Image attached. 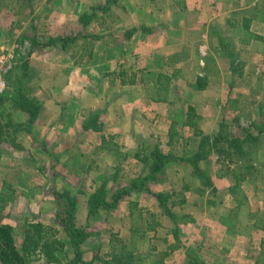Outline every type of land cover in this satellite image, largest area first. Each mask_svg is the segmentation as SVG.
<instances>
[{
	"label": "crops",
	"instance_id": "0c3cea01",
	"mask_svg": "<svg viewBox=\"0 0 264 264\" xmlns=\"http://www.w3.org/2000/svg\"><path fill=\"white\" fill-rule=\"evenodd\" d=\"M122 1L125 0H120L119 5L132 11L131 16H134L132 18L135 21L124 31L137 29L128 41L127 48L124 47L122 51L130 54L132 51L139 53L143 49L148 50V54L141 52L146 54L144 60L147 62L143 72L147 75L157 69L159 73L156 78L141 80L140 84L129 82L125 74L121 72V62L124 61L122 58L125 54H117L115 55L117 58H111L116 50L114 47L109 50L107 47L100 48L97 45L94 55L97 59L92 65H99V70L92 69L93 66L87 68L79 62L80 65H75V68L70 65V70L64 72L67 77V85L63 90L68 93L67 98L64 99L66 102L63 106L64 109L57 111L51 104L58 114L56 113L55 116L49 118L48 122L42 124L41 131L49 134L48 138L51 137V141L55 145L60 143L57 134H65L63 142L67 145L63 148V155L70 151L67 159L49 160L51 165H60L61 169L56 168L58 171L54 173L52 166L48 176L56 174L61 177L63 182L68 179L83 184V187L77 190L78 195L83 197L81 207L78 206L75 215V224L79 228H86L90 223L96 222L92 219L93 217L99 218V220L105 219L108 210L102 209L97 215L89 216V198L99 186L106 183L105 190L107 192L111 184L115 183L117 186L114 191L117 192L122 188H128L131 182L145 178L148 174V171L142 173L140 170L134 172L128 169L131 165L137 167L135 160L130 161L121 172H119L121 168H113L114 156H117L119 151L134 153L142 139L157 141L159 143L157 145L166 155L169 154L167 149H173L178 145L182 152L173 150L172 153L179 157L181 153L189 152L190 143L196 142L199 137L196 131L198 126L204 131V125L207 124L208 129L215 136L219 133L221 123H224L232 134L238 129L245 131V128H248L249 132L258 137L261 142L258 157L264 165V0H191L192 8L186 11L183 7H179L181 3L178 4L177 1L162 0L161 5L164 7L158 4L154 10L149 8L147 14L143 13L145 8L142 5L138 4L137 7L130 3L131 0L124 3ZM187 1L190 2V0ZM205 5L207 6L206 13L201 10V7ZM167 6L170 10L168 13H166ZM157 19L160 21V26L158 30L156 28L153 30L159 33L162 46L169 50L168 57L164 58L168 62L164 64L157 62L160 57L158 52L153 49H157L159 39L151 40L153 30L148 28V25H152ZM221 23L225 30L223 37L229 40V43L224 40L225 45H234L240 52L241 61L238 66L235 65L234 62H231L229 52L219 48L224 53V57L216 66L217 72L222 77V80H217L220 78L212 79L210 70L206 72L207 65L203 56L206 54L205 49L211 50L212 46L209 28L221 26ZM199 26L204 27V31H199ZM172 28L174 30H171ZM145 29L147 33H144ZM187 30H189V37L183 35ZM172 32L173 36H171ZM180 33H182V39ZM120 36L123 35L120 34ZM151 41L153 43H150ZM117 59L120 60L115 63L114 61ZM194 60L196 62L192 63ZM235 68H238L237 72L232 71ZM163 78L167 80L166 83L162 81ZM201 78L205 88L197 89L195 86ZM174 87L177 88L174 89ZM188 88L184 97H181V102L185 104H175L174 115H172V107L167 112L163 106L166 103L173 105V101H175L171 99L173 96L168 97L167 93L171 96ZM172 89H174L173 92ZM220 99L223 104L219 107L223 110V114L213 111L210 106L214 101L217 102ZM53 101L58 102L54 98ZM205 102L208 103L209 112L207 121L204 120L201 106V103ZM82 107H87L89 110L86 108L82 110ZM215 107L213 108L215 109ZM97 112L100 113L96 115L97 124L83 123L84 119L90 118L92 113ZM43 113L42 110L41 116ZM13 115L16 117L18 125L28 122V115L20 110H13ZM56 115L58 116L56 117ZM32 128V132L35 133L36 130L34 127ZM180 128L192 136L191 140H187L184 144L182 140H179ZM21 132L22 130L17 133L18 137ZM71 133H73L71 136L67 135ZM239 137L241 136L239 135ZM73 149L76 151L73 152ZM183 159H173L175 162L167 165L169 166L167 171L169 175L177 178L179 171H189ZM76 173H78V177ZM215 174L214 184L218 191L225 187L223 188L224 192L219 191L215 195L206 192L204 195L207 196L206 203L190 200V195L196 192H191L192 184L182 178L180 181L181 190L173 194L183 196L181 199L183 203L191 205L187 213H190L192 217L193 215L199 217V214L202 213L207 214V216L205 215L207 218L202 221V224L207 227L208 246L212 248L210 250H213L211 257L216 263L258 264L260 258L256 253H253L252 256L250 252L252 249L261 250V252L264 249V167L257 171L253 177L247 175L246 180L240 184L244 190L235 193L230 191V187L236 185L232 172L229 175H223L222 178L217 177L218 173ZM4 181L3 178H0V192H2ZM154 183L155 187L150 188L151 193L147 192L146 195H143L145 191L136 190L126 195L123 201L118 204L114 212L115 220L109 225L110 227L107 225L104 227L111 229L110 234H114V238L112 237L113 239L111 238L105 243L108 244L105 255H110L117 250L118 241L122 240L128 245L136 244L138 248L148 250L150 259H152L150 261H154L150 264H155L157 260H161L162 264H186L188 245L175 241L171 232L173 225L167 215L163 214L152 195V192L168 193L167 188L164 183L159 181H154ZM226 183L228 184L226 185ZM16 185L18 188L25 189V186L19 182ZM30 185L32 186L28 190L25 189L26 192H37V185L33 183ZM52 187L54 188V186ZM62 190L70 191L68 186L63 187ZM53 191L55 190L53 189ZM25 197L28 196L25 195ZM107 200L109 203L111 202L109 198ZM174 200L175 202L170 206L172 211L176 212L174 209L179 206L177 204L179 201ZM23 201L29 202L26 199ZM131 204H134L140 216L142 212L145 214L147 212L155 221L145 220L142 215L147 225L135 228L131 223L135 217V215H131ZM80 212L84 214L81 223L77 220ZM29 214H31L30 211L19 214L20 219L24 223L27 222V219L30 218ZM55 220L56 218L53 223H59L58 220ZM0 223L13 226L7 221ZM190 226L192 227L191 223ZM86 229L90 231L88 227ZM139 229L142 230L141 233L139 231L136 233L135 230ZM95 233L96 236L92 235L87 241H92L97 244L95 247L100 248L101 244L97 240L98 233ZM139 235H143L141 242L137 241ZM192 243L196 250L202 248L201 244L195 241ZM172 247H174L173 250ZM185 249H187L186 252ZM86 252L85 254L88 255ZM164 254L167 255L164 256Z\"/></svg>",
	"mask_w": 264,
	"mask_h": 264
},
{
	"label": "rangeland",
	"instance_id": "374dc122",
	"mask_svg": "<svg viewBox=\"0 0 264 264\" xmlns=\"http://www.w3.org/2000/svg\"><path fill=\"white\" fill-rule=\"evenodd\" d=\"M127 1L128 0L122 2L124 3ZM173 1H177L178 4L181 3L179 7H183L185 11L192 8L191 0L190 2L187 0ZM119 2L120 0L118 1V4L113 5L109 4V0H0V120L3 118L1 114H8L7 117L10 118L9 121L4 119L1 123L3 126V136L0 138V178H3L5 181L2 186V192H0V222L7 221L13 225L12 227L14 230L16 243L18 248L22 250L21 252L24 253L28 259H30L28 264H51L49 262L51 257L54 256H57V259L59 258L62 262H66L74 255V249L71 247L72 241L66 239L64 236L63 224L56 222L53 223V221L55 218L56 220L60 221L62 218L61 215L68 212V210L71 208L75 212V215L77 214L78 206L81 207L83 200V197L78 195L79 192H77V190H79L78 188H82L83 184L76 183L77 181L75 180L69 181L68 179H65L63 182L60 179L61 177L56 174L54 176H48L49 169L53 166L49 163V160L55 158L67 159L69 158L70 151L63 155V148L67 145L63 142L65 134H63L64 136L61 135L62 133L57 134L60 143L55 145V143L53 144V141H51V137L50 139L48 138L49 134H45L44 131H41L42 124L48 122L49 118L55 116L57 111L64 109L63 106L66 104L64 99L67 98L68 93L67 91L63 90L67 85V77L64 75V72L70 70V65L75 68V65H78L79 63L87 68L88 66H93L92 63L97 59L94 55L95 48L98 45L100 48L107 47L109 50L114 47L116 50H114V56L111 58H117L115 57L117 54H125L123 55L124 58H122L124 61L122 60L121 62V72L125 74V77L131 83H139L141 80L146 79L153 80L159 73L157 69L153 72H149L147 75H145V72H143V68L147 62L144 60V56H146V54H142L141 52L148 54V50L143 49L142 51H139V53L132 51L130 54H126V51H122L124 47L127 48L128 41L135 33L134 32L132 36L129 37L128 34L125 35L126 32L124 29L127 30L129 26H132L135 23V21L132 18L134 16H131L132 11H129L126 7L119 5ZM130 3H132V5H137V7L138 4L142 5V7L145 8V10L143 8V13L147 14V10L149 8L154 10V7L156 8L158 4L159 6L162 4V0H131ZM161 7H164V5H161ZM93 9L96 10V14L92 18L91 24L85 26L83 23H81L80 18L84 14L91 15ZM134 9L137 11L136 8ZM201 10L206 13L207 6L205 5L204 7H201ZM169 11V6H167L166 13ZM148 26L150 30H153V28L158 30L160 21L157 19L152 25ZM199 27V31H204V27ZM205 29L207 30V28ZM209 29L211 30L209 33L211 35L212 46L211 50H208V48L205 49L206 54L203 56L207 65L206 72H209L210 70L209 73H212V79L220 78L217 80H222L221 74L217 72L216 68V66L221 62L222 57H224V53L221 50L228 51L231 62H234V64L237 66L241 61V55L234 45H225V42L229 43V40L223 37L225 31L223 24L213 28L210 27ZM156 30L152 31V38L151 36L150 38L151 40H153V38L159 39L157 49L155 48L153 50L158 52V56L160 57L157 62L164 64L168 62L164 58L168 57L167 54L169 53V50L167 47L162 46L161 38L159 37V33H156ZM171 30H174V28ZM145 31H147L146 29L144 30V33H147ZM188 31L189 30L185 31L184 33L182 32L183 35L189 37L190 35L188 34ZM182 33H180L181 39L183 38ZM120 34H122L124 38L123 36H120ZM173 35L174 34L172 32L171 36ZM67 39H70V42L66 48H63V44ZM54 40H56V43L53 42ZM150 43H153V41ZM133 49L134 47L132 50ZM118 60L120 59H117L114 62L116 63ZM195 62L196 60H194V62L192 61V63ZM99 68V65H94L92 67V69L98 70ZM237 69L238 68H235L232 71L237 72ZM241 69H239V71H241ZM162 81L166 83L167 80L163 78ZM175 88L177 87H174V89ZM174 89H172V92ZM188 90L189 88L183 90L179 94H172L171 96H169V93H167L168 97L173 96L171 99L175 101H173V105L166 103V105L163 106L165 110L168 112V110H170L172 107V115H174L176 111L174 105L185 104L181 102V97H184L186 91ZM21 93L25 94L27 97L34 98L41 104L39 117L35 123L32 125L27 121L19 123L22 128L16 127L17 119L13 115V110L15 109H13L14 107L12 103V100L16 99ZM53 98L58 101L57 103H59V105L53 101ZM213 103L216 105V107ZM213 103L210 105L212 110L217 111L218 114L219 112L223 114V110L219 107V105L223 104L221 99L217 102L214 101ZM51 104H53L57 111H55V108L53 109V107H51ZM207 104L208 103L206 102L201 103L202 113L204 120L206 121L207 117H209ZM84 105L86 106V103ZM213 107H215V109ZM72 108L74 107L72 106ZM85 108L86 110H89V108ZM85 108L82 110H85ZM42 110L44 113L41 116ZM92 114L93 115L90 118L84 119L83 123L87 122V124H91V120L94 123V119L97 121L96 115H99L100 113L97 112ZM57 116L58 115H56V117ZM95 123L97 124V122ZM32 127H34L36 130L35 133L32 132ZM197 128L199 132L202 133V135L197 138L195 143L193 142L194 144L190 143L189 141L191 145V147L188 149L189 152H184L183 154L181 153L178 157L177 154L174 155V153H172L173 150L179 151V153L182 152V149L178 145H176L173 149H167L169 151V154L167 155H170L172 158L171 162H175L173 159L193 156L195 152L200 149L203 136L209 137L210 139L216 137L208 129L207 124L204 125V131L201 130L199 126ZM17 129L18 131L22 130L19 137L15 132ZM180 129L181 130L179 132L181 135L179 140H182L183 144L187 142V140H191L192 136L189 135V133H185L186 131L183 128ZM248 133L252 134L249 132L248 128H245V131L243 129H238L233 134L238 137L240 135L244 138ZM72 134L73 133L67 135L71 136ZM147 143L151 146L159 144L155 140H148ZM260 147L261 142L259 141V143L256 144L254 148L256 154L254 156H249L246 159V162H248L250 165L252 164L254 168H256L253 170V173L248 174L251 175V177L255 176L257 171H260L264 167L263 163L259 161L258 157L259 151L261 149ZM72 151L75 152L76 150L73 149ZM129 154L130 153H127V151H119L117 156H114L115 163L113 168H121L119 170V172H121V170H123L130 161L135 160L137 167L131 165L128 167V169L134 172H139L140 170L142 173L148 171L147 166L141 163V161L138 159H134L132 157L133 154L131 156ZM218 157V154H212L209 157L207 161L210 163V167H207L206 165L203 166L204 162L201 163L202 171H204L206 176L211 179V182L214 186L215 184L213 179L216 176L215 173H218L217 177L222 178L223 175H229L231 172L237 171L239 167L245 163H242V160L239 158H235L233 161L228 162L227 160L223 159V156L220 157V159H218ZM184 163L185 166L188 167L189 171H179L177 178L171 174H168L167 171L169 166H166V172L164 175L158 177V181L160 183H164L168 191V193L163 194L170 195L169 206L173 205V202H175L174 199L179 201L177 203L179 206H176L177 209H174L176 212L173 211L178 219H173L167 216L173 225V228L171 229L172 235L174 236V232L176 233L177 237H174V239L177 243H187V255L191 254L193 258L199 257L205 264H218L211 257V255H213V250H210L212 248L208 246L209 242L207 239V227L205 224H202V221L207 218V214L201 212L202 214H199V217L198 215L195 217L193 215L192 217L190 213H187L191 205H186L183 203V200H181L183 196H176V194H173L178 190H181L180 181L182 178L184 180H188L192 184L193 190H191V192H196L195 194L190 195L191 201H198L202 202L203 204L207 202V196H204L206 192H208L210 195H215L213 193L211 194L212 187L206 188V192L204 194L198 193L200 184H202L203 181L199 177L195 176L196 174L189 164L186 162ZM53 168L54 173H57L58 171L56 168L61 169L60 165L53 166ZM69 169L71 170V168ZM181 170L183 171V169ZM78 173H76L77 177ZM176 180L178 181L177 183ZM18 182L25 186L26 190L32 186L30 185L31 183L37 185V192H26L23 187L18 188L16 185ZM65 182H67V184H65ZM154 184V181L149 183L146 182L141 189H138V191H145L143 192V195H146L148 190L151 192L150 188L155 187ZM227 184L228 183H226V185ZM235 184H237V182ZM52 186H54V188ZM67 186L71 192L62 190L63 187ZM116 186L117 185L115 183H112L109 187V190L106 192L107 198L110 200L116 193V191H114ZM52 188L55 191H53ZM223 188L225 187H222L219 191L224 192ZM58 189L60 190L59 192L57 191ZM243 190L244 189L241 188L240 185V187L236 189V192H241ZM216 191L219 192L217 188ZM18 192L20 193L18 194ZM154 194L159 193L152 192L153 196ZM209 194L206 195L210 196ZM25 195L28 197L26 198ZM154 198L156 199L155 201L158 202L155 196ZM24 199L28 200L29 202H24ZM69 201H72L75 203V205L71 206ZM182 204H184V206H181ZM116 208L108 209L107 213L105 214V219L102 218V220H99V218L97 219L93 217L92 219L96 220V222L90 223L87 226L90 230L88 232L91 234V236L93 235V237H95L96 233L94 234V232L98 233L97 240L101 244V247L97 248L95 247L97 244H94L92 241H90L92 244L86 241L82 247L84 254L82 264H102L100 259H94L96 255L102 257L103 259L110 258L111 254L105 255V250L108 246V244L105 243L112 237L114 238V234H110L111 229L104 227L106 225L109 226L112 221L115 220L114 212ZM169 208L172 210V207ZM29 211L31 213L29 214L30 218L24 223L20 219L19 214H25ZM121 214L123 213L121 212ZM141 214L144 215L145 220L152 222L155 221V219L150 217L147 212L146 214L144 212ZM163 214L166 216L165 213ZM142 215L140 216L136 209V215L131 221L135 228L139 226L145 227L147 225L146 221L143 220ZM182 215H186L189 218L183 220L181 219ZM83 216L84 214L80 212V215H78L77 218L80 223L83 221ZM31 219H35L33 221L36 222L30 221ZM115 222L118 223V221ZM115 222L113 223L115 224ZM190 223L192 224V227L190 226ZM31 224H43L46 227L56 230L58 234L56 237H54L52 235L40 233V235L43 236V238H41L39 235L34 233L36 231L33 230V228H30V226H32ZM138 231L141 233L140 231L142 230L139 229ZM53 240L60 241V244L58 243L53 245ZM26 241L27 246L25 245ZM44 241L49 242L46 248L45 244L43 243ZM137 241H142L140 235L137 237ZM193 241L201 244L202 248H197V250L193 248L195 247L193 245L194 243H192ZM49 245H53V249L50 248V250H48ZM130 246L136 249V256L141 257L144 261V264H150L151 262H154L150 261L152 259H150V253H148V250L138 248L136 244ZM186 251L187 249H185V252ZM85 252L88 253V255L85 254ZM250 253H252V256L253 253H256L257 257L260 258L258 264H264V249L262 252L261 250L258 251L256 249H252ZM236 263L237 262H234L232 264Z\"/></svg>",
	"mask_w": 264,
	"mask_h": 264
},
{
	"label": "trees",
	"instance_id": "16d2710c",
	"mask_svg": "<svg viewBox=\"0 0 264 264\" xmlns=\"http://www.w3.org/2000/svg\"><path fill=\"white\" fill-rule=\"evenodd\" d=\"M119 0H109V4L116 5L118 4ZM105 10V9H103ZM96 14V10L93 9V12L91 15L84 14L80 21L85 26L91 24L92 18ZM136 28L133 30H129L125 33L128 34L129 37L132 36L134 32H136ZM56 43V40L53 41ZM70 42V39H67L64 44L63 48H66ZM203 79H199L197 82V85L195 86L197 89H203L205 85L202 84ZM1 103V102H0ZM13 103V109L20 110L23 113L27 114L29 119V124H34L37 118L39 117V113L41 110V104L35 100L34 98L27 97L25 94H20L17 96L16 99L12 100ZM5 115V116H4ZM3 118L0 120V138L3 136V126L1 125L2 121L4 119L10 120L8 114H1ZM96 119H94V123ZM92 123V120L90 121ZM16 127H21V125H16ZM197 136L202 135L201 132H199L198 128L196 127ZM16 133H19L15 130ZM148 140L143 139V141H139L138 148L134 153H130L131 156L133 154L134 159H138L148 168V174L145 176V178H141L140 180L131 182L128 188H122L121 190L117 191L111 198V202L109 203L107 200V194H106V183H103L98 189L95 190V192L90 196L89 198V216H95L97 215L102 209L108 210V209H115L118 204L126 197V195H129L133 191H136L138 189H141L144 183L146 182H153L158 181V177L163 176L166 172V166L172 161V158L170 155L164 154L159 145L151 146L147 143ZM259 138L253 136L252 134H247L244 138L238 137L232 134L230 131H228V127L222 123L220 125L219 133L216 137L213 139H210L209 137L203 136L202 138V144L200 149L191 157H185L183 159L184 162L189 164L196 174L195 176L202 179V184H200V188L198 189L200 194H204L206 192V188H211V194H215L216 188L211 182V179L206 176L205 172L202 171V165L201 163L204 162L203 166L206 165L207 167H210V163L207 161L209 157L212 154H218L220 157L223 156L224 160H227L228 162L233 161L235 158H239L242 160V163L245 162L242 166L239 167L237 171L232 172L233 176L237 182V184L230 189L231 192L235 193L236 189L240 187V184L242 181L246 180L247 175L253 173V170H255L254 166L246 162V159L249 156H254L256 154V151H254V148L256 144L259 143ZM251 162V161H250ZM149 193H151L148 190ZM154 196L157 198L159 202V206L161 207L163 213H165L167 216L178 219V217L175 215V213L171 210V206H169V198L170 195L159 193L154 194ZM69 204L71 206H74L75 203L72 201H69ZM131 215H136V207H134V204H131ZM136 208V209H135ZM138 213V210H137ZM75 212L71 209L68 210L65 214L61 215V219L59 223L63 224V232L66 239L72 241V248L73 250V257L69 258L66 262H62L59 258L57 259V256L51 257V260L49 263L51 264H82L83 263V250L82 247L84 243L91 237V234L88 232L86 228H79L75 224L74 216ZM189 217L186 215H182L181 219H188ZM30 228H33L35 230L37 235H39L41 238L43 236L40 235V233H45L47 235H52L56 237L58 232L56 230H53L52 228L46 227L43 224H31ZM149 230V229H148ZM137 233L138 230H135ZM143 236V235H142ZM140 235V237L142 238ZM174 237L176 236V233L174 232ZM56 239V238H53ZM41 240V239H40ZM28 241V240H27ZM27 241L25 242V245L27 246ZM53 240L54 244H60V241ZM63 242V241H62ZM45 244V248L47 247V244L49 242H43ZM52 246H48V250L50 248L53 249ZM118 249L115 250L111 255L110 258L103 259L102 257L96 255L95 260H101L102 264H144V261L141 257L136 256V249L128 244H126L124 241H118ZM63 246V245H62ZM177 248V247H176ZM174 247H172V250ZM57 251L56 249H54ZM22 250L18 248V245L16 243V238L14 235V230L11 226L6 224L0 223V264H28L29 260L24 253L21 252ZM167 254H164L166 256ZM102 258V259H101ZM155 264H162L161 260H157ZM186 264H205L203 260H201L199 257L193 258L191 254L187 255V261Z\"/></svg>",
	"mask_w": 264,
	"mask_h": 264
}]
</instances>
